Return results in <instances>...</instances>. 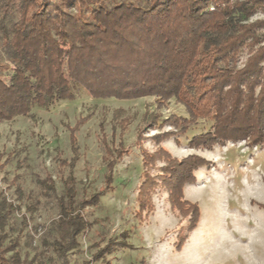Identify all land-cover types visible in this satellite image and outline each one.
<instances>
[{
	"label": "trees",
	"instance_id": "1",
	"mask_svg": "<svg viewBox=\"0 0 264 264\" xmlns=\"http://www.w3.org/2000/svg\"><path fill=\"white\" fill-rule=\"evenodd\" d=\"M257 14L262 17L254 18ZM80 89L96 99H175L187 112L172 117L178 131L186 133L198 119L212 121L210 130L191 138L193 147L211 149L229 141L262 146L264 0H0V124L19 116L35 118L34 107L72 101ZM157 117L144 120L156 124ZM75 130H70L73 141ZM74 149L73 143L75 154ZM143 158L150 163L146 153ZM208 164L197 155L167 159L163 171L173 202L183 208L184 185ZM114 167L113 161L107 167L105 188L82 199L74 183L64 181L57 195L52 178L40 180L57 204L42 245L63 263L93 225L84 209L99 206L112 190ZM144 179L141 209L155 182L148 174ZM190 207L192 230L200 209ZM18 208L0 189V264H44L37 256L22 255V231L8 233ZM116 245L127 242L110 238L104 246L96 243L91 261L111 264L105 258ZM49 259L53 264L54 258Z\"/></svg>",
	"mask_w": 264,
	"mask_h": 264
},
{
	"label": "rangeland",
	"instance_id": "2",
	"mask_svg": "<svg viewBox=\"0 0 264 264\" xmlns=\"http://www.w3.org/2000/svg\"><path fill=\"white\" fill-rule=\"evenodd\" d=\"M32 112L35 118L19 116L0 124V189L19 207L7 228L11 236L22 231V255L37 256L44 264H52L49 257L53 264H104L91 261L94 245L117 238L127 245H116L106 256L111 264H264V145L229 141L211 149L193 147L191 138L210 130L212 121L198 119L182 133L172 117H186L185 107L175 99L159 103L155 96L96 99L80 89L72 101ZM149 115L158 116V122L144 120ZM192 155L209 164L184 185L182 208L170 197L163 167L167 159ZM112 161V190L99 206L84 209L93 225L63 263L42 245L57 204L56 195H47L39 182L52 178L57 195L64 181L74 183L82 199L105 188ZM145 174L155 182L141 209L138 194ZM193 204L200 216L191 230Z\"/></svg>",
	"mask_w": 264,
	"mask_h": 264
}]
</instances>
